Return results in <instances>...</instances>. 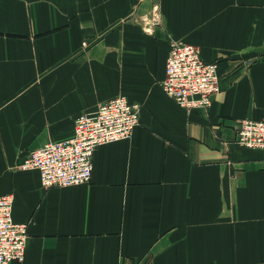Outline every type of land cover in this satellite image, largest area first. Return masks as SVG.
<instances>
[{
  "label": "crops",
  "instance_id": "1",
  "mask_svg": "<svg viewBox=\"0 0 264 264\" xmlns=\"http://www.w3.org/2000/svg\"><path fill=\"white\" fill-rule=\"evenodd\" d=\"M174 41L217 62L205 110L162 87ZM118 96L140 123L95 149L90 181L22 168ZM262 117L264 0H0V194L28 223L23 264H264V154L237 140Z\"/></svg>",
  "mask_w": 264,
  "mask_h": 264
},
{
  "label": "built area",
  "instance_id": "2",
  "mask_svg": "<svg viewBox=\"0 0 264 264\" xmlns=\"http://www.w3.org/2000/svg\"><path fill=\"white\" fill-rule=\"evenodd\" d=\"M146 30L151 29L147 22ZM164 91L183 108L207 109L220 90L218 65L206 61L189 43H171L162 82ZM140 123V106L126 96L103 103L95 113L82 112L75 118L71 137L45 143L33 150L22 164L39 171L43 186H71L92 178L93 155L98 146L129 138ZM238 142L264 154V117L243 118ZM12 194H0V264H23L28 223L13 218Z\"/></svg>",
  "mask_w": 264,
  "mask_h": 264
},
{
  "label": "rangeland",
  "instance_id": "3",
  "mask_svg": "<svg viewBox=\"0 0 264 264\" xmlns=\"http://www.w3.org/2000/svg\"><path fill=\"white\" fill-rule=\"evenodd\" d=\"M217 264H218V262H217ZM220 264H223V260H220Z\"/></svg>",
  "mask_w": 264,
  "mask_h": 264
}]
</instances>
